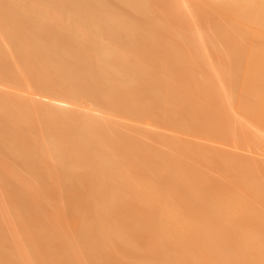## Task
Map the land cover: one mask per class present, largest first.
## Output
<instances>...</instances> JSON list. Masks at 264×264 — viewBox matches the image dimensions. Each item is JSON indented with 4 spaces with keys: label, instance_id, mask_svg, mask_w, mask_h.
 <instances>
[{
    "label": "bare ground",
    "instance_id": "1",
    "mask_svg": "<svg viewBox=\"0 0 264 264\" xmlns=\"http://www.w3.org/2000/svg\"><path fill=\"white\" fill-rule=\"evenodd\" d=\"M0 264H264V0H0Z\"/></svg>",
    "mask_w": 264,
    "mask_h": 264
},
{
    "label": "rangeland",
    "instance_id": "2",
    "mask_svg": "<svg viewBox=\"0 0 264 264\" xmlns=\"http://www.w3.org/2000/svg\"><path fill=\"white\" fill-rule=\"evenodd\" d=\"M39 98H40V96H36V99L41 100V101H43V102H45V103H46L47 101H48L49 103L53 102V101H50L49 99H44V98H42V97H41L40 99H39ZM45 100H46V101H45ZM55 104H58V103H55ZM84 106H88V105H84ZM73 107H76V106H75V105H74V106H70V108H73ZM68 108H69V107H68ZM86 108H88V107H86ZM242 153H243V152H242ZM243 154H244V153H243Z\"/></svg>",
    "mask_w": 264,
    "mask_h": 264
}]
</instances>
